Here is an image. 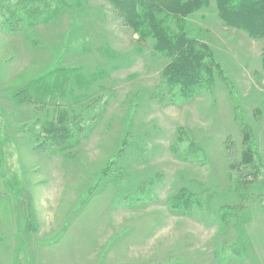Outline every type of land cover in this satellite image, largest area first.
Masks as SVG:
<instances>
[{
    "label": "rangeland",
    "instance_id": "1",
    "mask_svg": "<svg viewBox=\"0 0 264 264\" xmlns=\"http://www.w3.org/2000/svg\"><path fill=\"white\" fill-rule=\"evenodd\" d=\"M53 3L60 10L48 22L35 4L15 10V24L0 4V264H264V38L225 27L208 0L188 17L189 35L212 48L227 81L164 103L153 97L164 61L107 0ZM110 64L90 88L77 78L68 85L78 97L102 93L85 112L98 117L93 131L69 154L32 150L29 129L39 130L44 108L17 105L12 93L57 65L95 72ZM178 129L186 137L176 146ZM189 141L196 152L186 151ZM248 148L262 170L247 189L238 183L236 197ZM184 186L203 212H169ZM223 212L235 228L220 222Z\"/></svg>",
    "mask_w": 264,
    "mask_h": 264
},
{
    "label": "trees",
    "instance_id": "2",
    "mask_svg": "<svg viewBox=\"0 0 264 264\" xmlns=\"http://www.w3.org/2000/svg\"><path fill=\"white\" fill-rule=\"evenodd\" d=\"M54 1L57 2V0H0V4L7 3L9 16L11 11L25 10L28 6L39 4V7L47 8L44 22H48L60 10L59 3H53ZM107 1L121 23L131 31L133 36H137V43L150 45L153 53L165 63L159 75L160 85L154 91L153 97L158 96V99L164 103L166 102L164 97L189 101L203 92L211 91L216 81L222 79L227 81L222 66L215 60L212 48L204 41L189 35L188 17L205 6L208 0ZM212 1L217 16L225 27L243 32L250 40L264 38V0ZM68 4L71 5V2H68L67 6ZM20 20V15H17L10 22L14 21L12 23L15 24ZM103 51L108 58H111L112 54L109 50L105 48ZM261 67L264 71V52L261 57ZM110 69L112 70V64L108 66V69L105 67L102 70L97 69L95 72H84L82 69L57 65L46 76L34 80L32 85L17 89L12 93V99L17 105L38 103L35 105L37 109L42 111L44 108L42 117L36 121L40 123L39 130H32L31 127L29 129L33 140L32 150L36 153L45 150L48 152L57 151L64 155L69 154L77 146L79 140L93 131L98 117L95 113H89L92 116L86 117L88 113L85 112L95 104V97H100L102 93L94 92L90 96L81 94L78 97L72 95L70 87L74 86V80L77 78L75 86L78 85L77 87L80 89L90 88L94 82H97L96 79L98 82L104 80L105 76L109 75ZM63 101L66 104H63ZM51 103L54 105V111H49V107L46 106ZM178 130L176 146L185 140L182 129ZM247 138L248 135L245 136V140ZM2 142L4 141H0V143ZM231 145L233 144H227L226 149H230ZM186 148V151H197L192 141H189ZM254 155V152L248 148L242 154L243 161L238 163L242 167H237L239 168L237 170L239 180H237L236 186L231 187V190L236 192V197H241V192H243L238 191V185L241 184L244 189H247V184L252 183L251 181L254 182L257 174L262 170V163L259 161L260 165ZM261 172V175H264V169ZM250 178L252 179L250 180ZM228 179L230 181L229 177ZM11 183L12 181L8 179V187L11 186ZM203 206L204 204L196 198L195 194L184 186L170 196L168 210L174 216L190 217L197 212H203L205 209ZM223 208H227V206ZM219 220L221 223L230 224L231 214L223 212L219 216ZM230 225L233 228L237 226L236 223ZM240 242L241 240L238 239L236 243ZM241 244L248 247L246 240ZM249 244H251L250 240ZM231 254L240 255L234 250L231 251ZM244 255L239 256V261L247 260Z\"/></svg>",
    "mask_w": 264,
    "mask_h": 264
}]
</instances>
